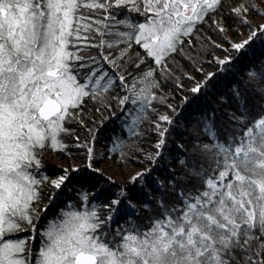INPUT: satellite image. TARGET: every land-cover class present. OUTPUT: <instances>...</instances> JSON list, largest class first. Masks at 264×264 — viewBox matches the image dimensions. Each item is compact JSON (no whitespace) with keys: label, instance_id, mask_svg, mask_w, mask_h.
I'll return each instance as SVG.
<instances>
[{"label":"snow or ice","instance_id":"6c2138e0","mask_svg":"<svg viewBox=\"0 0 264 264\" xmlns=\"http://www.w3.org/2000/svg\"><path fill=\"white\" fill-rule=\"evenodd\" d=\"M223 7L224 0H0V264H264V111L253 114L248 103L253 95L264 100V71H249L250 91L233 90L238 107L228 120L240 131L220 133L214 123L206 124L210 139L181 162L186 180L194 182L191 189L172 182L174 198L168 200L157 188L158 197L139 202L143 218L133 211L137 205L128 189L121 187L101 205L91 204L89 194L95 200L103 189H90L82 197L90 210H62L61 222L43 233L35 224L42 185L59 190L71 179L68 169L55 180L41 175L42 155L66 147L67 125L83 105L92 100L110 107V96L103 94L124 88L135 79L132 69L141 72L148 59L163 67L168 56L182 51V37ZM122 10L146 22L118 19ZM248 12L244 4L231 9L249 32L230 49L216 45L225 52L215 58L217 72L228 70L233 52L264 43V23L253 24ZM131 42L143 50L135 58ZM154 72L149 67L141 73L145 87L133 91L131 103L148 100L144 93L156 86ZM217 72L207 73L191 93L209 87ZM129 100L125 94L119 104ZM158 119L172 122L167 115ZM155 128L160 139L150 162L162 156L168 131ZM87 153L91 158L93 148L87 146ZM150 179L145 168L128 183L142 192Z\"/></svg>","mask_w":264,"mask_h":264},{"label":"trees","instance_id":"16d2710c","mask_svg":"<svg viewBox=\"0 0 264 264\" xmlns=\"http://www.w3.org/2000/svg\"><path fill=\"white\" fill-rule=\"evenodd\" d=\"M262 1L224 0V7L218 13L212 14L211 19L205 18L189 37H182L187 41L182 51L168 56L163 67L148 59L141 65V72L132 69L135 79L130 78L124 88H116L111 93L103 94L110 96V107H103L92 100L83 105L79 115L67 125L70 133L62 140L66 147L63 150H47L42 155L41 175L55 180L63 174L65 168L54 162L61 161L68 166L66 169L71 179L59 190L47 182L42 185L39 217L48 219L52 223H60L62 210L88 211L91 209L89 202L82 199L90 189L93 193L103 189L104 195L95 200H92L89 194L91 204L101 205L105 197L118 194L121 187H124L129 190L130 197L137 205L133 211L143 218V213L140 211L143 206L139 202H148L158 197L157 188L168 200L174 198L171 195L172 182L179 181L191 189L194 182L186 180L185 173L188 169L183 167L181 162L190 159L199 145L210 139L204 132L206 124L214 123L220 133L240 131L228 120V116L238 107L233 97V90L238 89L241 93L250 91L249 71H264L262 68L264 43L257 40L246 52L235 53V58L228 70L217 72L210 86L201 93L195 95L191 93L189 88L191 79L200 75V70L206 65L208 59L213 60L220 50L216 45L226 41L227 32L237 34V27L243 31L247 29L233 16L231 9L244 4L249 8V14L256 15L257 12L253 9ZM118 19H127L132 23L146 22L144 16L123 10ZM218 25L225 28V31H218ZM116 30L113 29V32ZM119 30L126 31L127 29L121 25ZM131 43V57L135 58L136 53H142L143 50L134 42ZM120 46L123 47V45ZM91 52L93 55L96 54L95 49ZM114 54L119 55L115 51ZM149 67L155 69L151 79L156 86L144 93L148 96L147 101L141 96L137 103L133 104L131 103V99L135 98L133 91L138 93L141 88L145 87L140 82L141 73L148 71ZM133 83L136 87L130 90ZM125 94L130 97V100L126 105H121L119 99ZM248 103L249 110L253 114L264 111V100L258 97L250 96ZM240 104L242 105L243 101ZM240 111H245V109L241 106ZM161 114L169 116L172 122L160 121L158 118ZM156 124H160L168 131L164 137L166 143L162 149V156L150 162L149 157L154 155L156 143L160 139L155 128ZM94 142L102 149L100 158L93 156L89 158L87 153V146L92 147ZM73 162H81L91 167H82L78 168L80 171H72ZM102 164L118 168L125 179V184L113 182L103 173L93 171V169L98 170ZM130 168L141 170L150 168L151 187H146L141 192L137 190L139 186L130 185L128 183ZM50 196L54 198L49 199ZM97 210L101 214L106 212L103 208ZM41 228L40 225V232Z\"/></svg>","mask_w":264,"mask_h":264},{"label":"rangeland","instance_id":"374dc122","mask_svg":"<svg viewBox=\"0 0 264 264\" xmlns=\"http://www.w3.org/2000/svg\"><path fill=\"white\" fill-rule=\"evenodd\" d=\"M253 10L256 11L257 14L255 16L251 17V18H250V16L252 14L249 15L248 16V19L251 20V22L253 24H261V23H264V6H262L260 4H257V6L254 7ZM220 45H222L224 49H226V47H227L226 42H221ZM224 55H225V52L224 51H221V49H220L215 54V58L216 57H223ZM203 70H204V68H202V71ZM99 147L100 146L96 142H94L93 145H92V148H93L92 156H94L95 158H97V155L101 153ZM54 163H56L57 165H59L60 167L65 168V169L68 168V166L66 164H64L63 162H61V161H55ZM72 166H74V168H81V167H84V163H81V162H73L72 163ZM100 171H101V173H103L104 175H106L108 178H110L112 181H116V182L121 183V184H123L125 182V179L122 178L121 171L118 168L109 167L108 164H103L100 167ZM139 171H143V170L137 169V168H130L128 170V178L130 179V177L133 174H135L136 172H139Z\"/></svg>","mask_w":264,"mask_h":264},{"label":"bare ground","instance_id":"6f19581e","mask_svg":"<svg viewBox=\"0 0 264 264\" xmlns=\"http://www.w3.org/2000/svg\"><path fill=\"white\" fill-rule=\"evenodd\" d=\"M259 4L260 5H262V6H264V0L262 1V2H259ZM214 15L216 14V13H213ZM249 15H251V14H249V13H247V17L249 16ZM253 16H255V15H251L250 16V18L251 17H253ZM237 34H232V33H226V41H224V42H226V45H227V47H226V49H230V44L231 43H233V42H239V41H241L242 39H244V38H246L247 37V35H248V32H249V29L247 28L246 30H242L240 27H237ZM234 54H233V56L235 57V53L236 52H233ZM216 61V59H215V57L213 58V60H208L207 61V63H206V65H204V70L202 71V69L200 70V75L198 76V77H192V79H191V82H190V85H189V88L191 89L192 87H194L195 86V84H196V82H198V81H200V82H202L203 80H204V77H205V75L207 74V73H210V72H217V63L215 62ZM221 67V66H220ZM163 114H161V116H162ZM99 149H100V152L102 153V149L99 147ZM101 153L100 154H98L97 155V158H100V156H101ZM94 157V156H93ZM95 158V157H94ZM103 165V164H102ZM101 165V166H102ZM100 166V167H101ZM84 167L86 168V167H89V165L88 164H84ZM82 168V167H81ZM98 171L99 172H101L100 171V168L98 169ZM123 178V177H122ZM110 179V178H109ZM124 179V178H123ZM113 182H116V181H113ZM116 183H118V182H116ZM119 184H121V183H119ZM125 184V182L123 183V185Z\"/></svg>","mask_w":264,"mask_h":264},{"label":"flooded vegetation","instance_id":"af4514ba","mask_svg":"<svg viewBox=\"0 0 264 264\" xmlns=\"http://www.w3.org/2000/svg\"><path fill=\"white\" fill-rule=\"evenodd\" d=\"M44 213H45V212H44ZM44 213H43V214H44ZM50 223H52V221H50V220H48V219H41V218H39V219H36V220H35V224L37 225V228L39 229V231H40V225L42 226V228H41V233H43V232L46 230V228L48 227V225H49ZM29 231L31 232V234H32L33 236L36 235V230H34V229H30ZM18 235H19L20 237H26V236L29 235V232H21V233H19ZM40 244H41V241H40L39 238L36 239V240H34V241L32 242V249H33V253H34V254L38 251V248H39Z\"/></svg>","mask_w":264,"mask_h":264}]
</instances>
